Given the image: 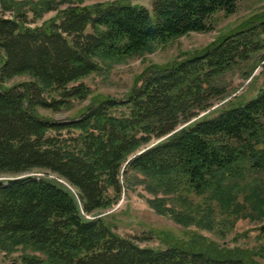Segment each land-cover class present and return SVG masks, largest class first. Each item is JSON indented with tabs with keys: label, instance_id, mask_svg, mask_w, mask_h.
Here are the masks:
<instances>
[{
	"label": "trees",
	"instance_id": "obj_1",
	"mask_svg": "<svg viewBox=\"0 0 264 264\" xmlns=\"http://www.w3.org/2000/svg\"><path fill=\"white\" fill-rule=\"evenodd\" d=\"M240 1L72 4L32 27L29 12L42 20L55 0H0V255L22 252L20 262L0 264H260L264 251L226 249L196 233L165 232V249L142 248L103 215L130 175H141L155 211L184 227L213 231L217 204L226 222L245 214L264 234V87L202 117L227 97L222 77L264 60V13L200 53L148 67L125 99L93 95L83 83L104 64L212 32L211 19L234 15ZM21 77L30 81L8 86ZM75 101L89 105L69 121L41 113ZM182 192L211 203L205 219L158 198Z\"/></svg>",
	"mask_w": 264,
	"mask_h": 264
},
{
	"label": "rangeland",
	"instance_id": "obj_2",
	"mask_svg": "<svg viewBox=\"0 0 264 264\" xmlns=\"http://www.w3.org/2000/svg\"><path fill=\"white\" fill-rule=\"evenodd\" d=\"M19 1L35 2L40 0ZM117 1L130 5L144 6L150 10L152 6V0H55V10L45 14L42 20L35 22L31 12H29L28 16L32 27H40L43 23L55 18L60 11L67 9L72 4L89 7L99 3ZM263 13L264 0H241L234 15L227 16L224 12H219L211 19V24L214 28L212 32L191 33L167 45L155 47L152 53H145L142 56L129 58L124 63L114 65L104 64L100 72L91 75L83 83L91 89L93 95H101L119 100L125 99L134 87L137 77L148 67L168 65L174 61L187 58L188 54L194 55L200 53L213 42L233 33L248 19ZM5 16L7 18L13 17L11 13H6ZM29 81L27 77L16 78L9 82L8 86L12 87ZM218 83L226 87L227 97L214 101L213 107L208 112L203 113L202 117L220 110L228 104L248 102L256 97L264 87V60L261 56L257 57L250 64L243 65L239 69L229 72ZM88 105L89 101H75L72 106L64 108L58 113L50 111H41V113L57 122H66L76 117ZM38 176H41V174H38ZM142 179L143 176L141 175L135 177L131 174L130 187L125 188L120 201L103 215L104 219L108 224L113 226L114 232L118 235L124 238L135 239L142 248L165 249L166 244L161 239L163 233L173 234L179 239H186V235L196 233L215 241L226 249L240 248L251 252L264 251V234L261 231L263 222L254 221L251 217H246L245 214L239 217L238 220L233 219L226 222L227 218L221 215L217 204H212L215 211L212 219L217 221L213 231L202 230L196 225L189 228L184 227L172 217L159 215L155 211L150 202L157 199V196L153 195L146 185L141 183ZM158 198L167 199V208L175 213L185 212L189 204L188 210L196 212L199 219H205L204 216L211 204L206 198L188 195L187 192H182L181 195L170 196L161 194ZM187 200L188 203L184 205ZM239 202L241 205L246 206L243 196ZM21 254L22 252L20 251L11 258H6L1 254L0 258L4 262H20ZM29 254L31 253L29 252ZM255 260L260 264H264V259L261 257H255Z\"/></svg>",
	"mask_w": 264,
	"mask_h": 264
}]
</instances>
